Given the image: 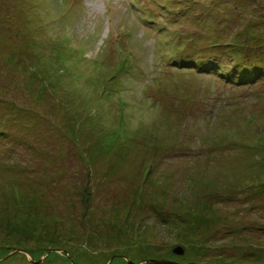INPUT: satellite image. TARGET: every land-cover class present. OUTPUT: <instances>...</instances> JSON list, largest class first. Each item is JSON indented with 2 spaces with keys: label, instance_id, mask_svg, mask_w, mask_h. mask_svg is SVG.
Segmentation results:
<instances>
[{
  "label": "rangeland",
  "instance_id": "rangeland-1",
  "mask_svg": "<svg viewBox=\"0 0 264 264\" xmlns=\"http://www.w3.org/2000/svg\"><path fill=\"white\" fill-rule=\"evenodd\" d=\"M151 257L264 264V0H0V264Z\"/></svg>",
  "mask_w": 264,
  "mask_h": 264
},
{
  "label": "water",
  "instance_id": "water-1",
  "mask_svg": "<svg viewBox=\"0 0 264 264\" xmlns=\"http://www.w3.org/2000/svg\"><path fill=\"white\" fill-rule=\"evenodd\" d=\"M177 253L183 252V248L181 246H177L174 250ZM129 263L135 264L137 262H134L132 260H128ZM146 264H178L176 261L167 259V258H148L145 260Z\"/></svg>",
  "mask_w": 264,
  "mask_h": 264
},
{
  "label": "trees",
  "instance_id": "trees-1",
  "mask_svg": "<svg viewBox=\"0 0 264 264\" xmlns=\"http://www.w3.org/2000/svg\"><path fill=\"white\" fill-rule=\"evenodd\" d=\"M230 71H231V69H230L229 72H227V73H230Z\"/></svg>",
  "mask_w": 264,
  "mask_h": 264
}]
</instances>
